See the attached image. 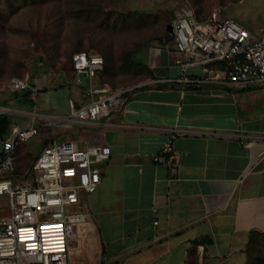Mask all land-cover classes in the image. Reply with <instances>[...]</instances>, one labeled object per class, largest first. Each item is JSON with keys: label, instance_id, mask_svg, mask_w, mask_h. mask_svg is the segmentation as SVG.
I'll use <instances>...</instances> for the list:
<instances>
[{"label": "crops", "instance_id": "0c3cea01", "mask_svg": "<svg viewBox=\"0 0 264 264\" xmlns=\"http://www.w3.org/2000/svg\"><path fill=\"white\" fill-rule=\"evenodd\" d=\"M210 14L228 18L221 11ZM168 39L148 45V61L139 62L144 75L127 87L121 108L96 125L45 138L110 148L109 158L99 164L97 189L80 197L85 219L76 228L77 235L83 225L88 253L92 243L98 249L80 262L69 263L67 257L66 264H246L250 240L264 242V85L173 81L185 58ZM210 67L214 72L220 65ZM47 69L49 78L39 74L27 80L30 89L48 96L51 88L73 83L68 76L60 85ZM93 83L102 86L97 76ZM80 92L75 85L66 99L81 104ZM174 127L186 133L173 139V165L154 163L152 156ZM232 133L248 138L241 143ZM76 245L71 241L69 247Z\"/></svg>", "mask_w": 264, "mask_h": 264}, {"label": "built area", "instance_id": "2783aa9c", "mask_svg": "<svg viewBox=\"0 0 264 264\" xmlns=\"http://www.w3.org/2000/svg\"><path fill=\"white\" fill-rule=\"evenodd\" d=\"M169 24L174 49L185 58L178 62L181 73L173 81L264 85V27L254 36L232 18L212 15L199 20L187 4L177 9ZM70 63L72 81L80 86L84 102L77 106L68 98L66 115L25 112L0 105V115L19 113L29 117L23 125L11 124L0 137V197L7 198L9 209V215L0 217V264H66L70 242L85 214L80 210L67 213L65 208L79 202V193H93L101 182L99 164L109 158L110 148L103 144L80 145L73 139L48 140L23 176H8L15 169L18 144L36 135L41 126L96 125L101 116L127 101L131 88L111 91L93 83L103 68L101 55L74 52ZM213 63L220 65L214 72L210 67ZM191 67L199 68L200 73L189 75L187 69ZM7 88L11 92L29 90L33 98L37 93L30 89L26 78L17 76L9 78ZM167 132V139L152 161L171 167L173 139L186 131L174 127ZM231 135L241 138V143L248 138L246 134Z\"/></svg>", "mask_w": 264, "mask_h": 264}, {"label": "rangeland", "instance_id": "374dc122", "mask_svg": "<svg viewBox=\"0 0 264 264\" xmlns=\"http://www.w3.org/2000/svg\"><path fill=\"white\" fill-rule=\"evenodd\" d=\"M184 1L190 4L198 19L210 17L214 10L221 11L222 17L232 18L254 36L264 25V0H0V105L12 110L67 114L66 98L73 95V83L51 88L48 96L35 89L37 98L33 100L26 99L30 97L26 95L27 90L11 92L7 84L12 76L26 77V80L32 75L46 77L49 73L44 68L47 67L61 85L72 76L70 60L75 48L87 53L101 51L110 56L108 71L97 76L98 84L111 91L135 84L144 71L128 62L126 54L132 52L130 56L135 63L148 61V45L159 43V38L165 37V26L174 19ZM167 42L173 43L172 39ZM32 81L39 82L34 77ZM19 98L26 100L22 103ZM8 117L11 123L18 124L29 118L19 113H9ZM64 130L74 133L77 127L41 126L36 135L19 143V171L31 163L32 155L37 154L49 134ZM80 203L81 198L65 211L81 210ZM0 208H3L0 217L9 215L7 198L0 197ZM86 239L83 225H79L72 239L77 245L68 249L69 263L80 262L86 254L88 257L96 254L92 251L98 249L96 243L87 252ZM255 259L264 264V242L253 243L247 251L246 264H258L253 262Z\"/></svg>", "mask_w": 264, "mask_h": 264}, {"label": "trees", "instance_id": "16d2710c", "mask_svg": "<svg viewBox=\"0 0 264 264\" xmlns=\"http://www.w3.org/2000/svg\"><path fill=\"white\" fill-rule=\"evenodd\" d=\"M170 23V22H169ZM164 34H165V37H163V38H159V43H161V42H164L165 41V39H167V38H169L170 37V33L168 32V30H167V26H165V28H164ZM79 51H82L80 48H75L73 51H71V53H73V52H79ZM99 53H102V54H99ZM132 52H128V54H126V59L128 60V62H133L135 65H136V67H139L140 68V70H142V71H144L143 69V67H142V65L140 64V63H135L134 61H133V57H131L130 56V54H131ZM95 54H98V55H101V57L103 58V68H102V70L101 71H99L97 74H96V76H98V75H100V74H102V73H106L107 71H108V69H107V64H108V60H110V56H108L107 54H105V53H103V52H101V51H98L97 53H95ZM128 57V58H127ZM70 67H71V63H70ZM71 72H72V69H71ZM30 94V91H27L26 92V95H29ZM75 103V102H74ZM75 105H80V103L79 104H76L75 103ZM11 125V121H10V119H9V117H8V115H6V114H2V115H0V137L3 135V134H5V132L7 131V129L9 128V126ZM47 142V140H45V142L44 143H46ZM19 152V151H18ZM32 157H34V155H32ZM18 158V156L16 155V164H15V169L13 170V172H11V173H9L8 174V176H10V177H13V178H15V177H21V176H23L24 174H25V172H26V170H27V168L30 166V164L29 165H26V168L23 170V171H19V169H18V163H17V159ZM31 162H32V160H31ZM251 239V238H250ZM253 243H254V241H253V238L250 240V244L248 245V249L247 250H249L250 249V246H252L253 245ZM253 262H257L258 263V260L257 259H255ZM259 264V263H258Z\"/></svg>", "mask_w": 264, "mask_h": 264}, {"label": "water", "instance_id": "95a60500", "mask_svg": "<svg viewBox=\"0 0 264 264\" xmlns=\"http://www.w3.org/2000/svg\"><path fill=\"white\" fill-rule=\"evenodd\" d=\"M213 17L214 18H219V17H215L214 15H213ZM167 30H168V32H170L171 31V26H170V24H167ZM82 76H84V73L82 74ZM203 242H206L207 240H208V238H203V239H201Z\"/></svg>", "mask_w": 264, "mask_h": 264}]
</instances>
